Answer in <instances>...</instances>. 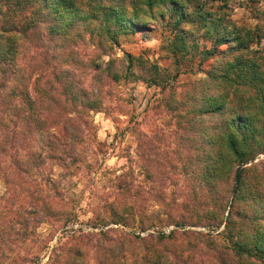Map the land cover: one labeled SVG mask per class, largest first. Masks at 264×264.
<instances>
[{
	"label": "trees",
	"instance_id": "1",
	"mask_svg": "<svg viewBox=\"0 0 264 264\" xmlns=\"http://www.w3.org/2000/svg\"><path fill=\"white\" fill-rule=\"evenodd\" d=\"M112 1L0 0V264H264V163L250 165L264 154V0H248L255 27L233 20L238 0ZM156 23L173 80L205 78L174 86L144 56L104 60ZM137 70L173 130L141 139L108 173L93 231L75 228L67 192L95 158L92 113Z\"/></svg>",
	"mask_w": 264,
	"mask_h": 264
},
{
	"label": "rangeland",
	"instance_id": "2",
	"mask_svg": "<svg viewBox=\"0 0 264 264\" xmlns=\"http://www.w3.org/2000/svg\"><path fill=\"white\" fill-rule=\"evenodd\" d=\"M104 2L107 5L113 3L112 0H104ZM262 7L264 8V3ZM235 8L233 20L236 23L248 27L256 26L257 22L250 11L248 0H238ZM154 26L153 31H144L123 38L121 46L116 47L114 52L106 56L104 60L108 62L112 57L122 59L125 53L144 56L152 63H158L166 74V82L174 86H185L205 78L202 72L197 74L185 72L186 67H184L180 69L181 73L177 75V79L173 80L177 73L176 66L173 59H170L162 48L163 35L158 27L159 24L156 23ZM263 47L264 43L261 45V48ZM145 77L147 76L137 70L128 82L123 81L118 85L109 83L106 90L109 93L106 99V109L100 113H92L96 138L91 137L90 143H87L84 149L86 151L91 149L95 158H92L90 169L83 168L79 175L73 178L67 192L79 216L75 228L93 231L89 228L88 222L93 217L92 210L101 202L102 194L107 186L105 179L109 176L108 173L121 174L129 169L133 160L138 159L136 153L141 139L151 137L162 129L168 132L173 130L170 125L171 117L159 107L162 88L158 85L159 83L149 82ZM263 163L264 154L258 156L250 165H262ZM260 168L263 169V166ZM136 170L139 182H142L149 191L154 184L146 180L141 170ZM163 179L160 182L167 187L174 182L176 185L179 184L177 178L168 182H163ZM184 180L181 179L180 185L184 184ZM5 192L6 184L0 180V196ZM171 192L173 189L169 190V193ZM174 229L176 227L173 226L161 231L170 233ZM187 229L208 232L203 227H187ZM41 232L46 234V228L43 227ZM145 235L146 233L143 234ZM46 261L47 259L44 260Z\"/></svg>",
	"mask_w": 264,
	"mask_h": 264
}]
</instances>
